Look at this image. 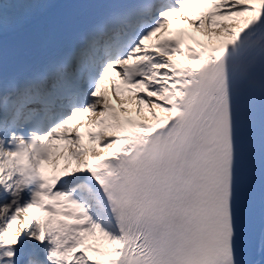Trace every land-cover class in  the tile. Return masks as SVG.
Masks as SVG:
<instances>
[{
    "label": "snow or ice",
    "instance_id": "obj_1",
    "mask_svg": "<svg viewBox=\"0 0 264 264\" xmlns=\"http://www.w3.org/2000/svg\"><path fill=\"white\" fill-rule=\"evenodd\" d=\"M0 3V264H264V0Z\"/></svg>",
    "mask_w": 264,
    "mask_h": 264
},
{
    "label": "bare ground",
    "instance_id": "obj_2",
    "mask_svg": "<svg viewBox=\"0 0 264 264\" xmlns=\"http://www.w3.org/2000/svg\"><path fill=\"white\" fill-rule=\"evenodd\" d=\"M0 3H3V0H0ZM80 0H62V2L53 3L47 5V9L50 15H64L70 10L74 9L76 5H78Z\"/></svg>",
    "mask_w": 264,
    "mask_h": 264
}]
</instances>
